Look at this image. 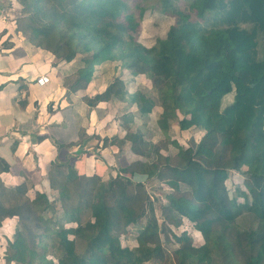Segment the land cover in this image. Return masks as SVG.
Masks as SVG:
<instances>
[{
    "label": "trees",
    "instance_id": "obj_1",
    "mask_svg": "<svg viewBox=\"0 0 264 264\" xmlns=\"http://www.w3.org/2000/svg\"><path fill=\"white\" fill-rule=\"evenodd\" d=\"M158 1L164 12L170 10L171 0ZM21 5L17 29L29 44L58 62L80 56L79 67L63 77L68 92L85 90L97 67L118 61L131 76L147 77L153 91L128 93L117 78L85 98L88 106L115 98L135 105L142 119L159 106L155 124L167 140L173 123L204 135L187 148L173 142L177 153L170 156L163 152L169 143L152 142L145 123L133 129L127 117L123 140L143 160L119 168L115 178L85 176L69 161L56 160L48 173L52 202L43 193L24 197V184L8 190L11 202L0 220L17 216L18 230L6 246L5 263L144 264L165 250V264H264V0H193L204 25L171 26L150 48L135 41L143 12L137 20L126 0H21ZM222 150L231 166L207 163L220 161ZM7 169L0 159V172ZM235 171L245 191L237 185L231 195L226 184L235 180L230 174ZM133 173L147 182L126 176ZM153 183L171 190L160 197L161 222L146 191ZM51 208L61 214L53 222L46 219ZM182 218L199 234L198 245L189 231L173 230ZM244 218L255 226L240 227ZM62 220L73 226L63 227ZM127 231L135 232L131 248L121 243Z\"/></svg>",
    "mask_w": 264,
    "mask_h": 264
},
{
    "label": "crops",
    "instance_id": "obj_2",
    "mask_svg": "<svg viewBox=\"0 0 264 264\" xmlns=\"http://www.w3.org/2000/svg\"><path fill=\"white\" fill-rule=\"evenodd\" d=\"M22 9L21 0H0V159L8 165L0 172V212L10 205L12 195L8 190L22 184L27 189L24 197L32 200L43 193L52 202L56 195L49 186L48 173L56 160L69 161L80 174H98L103 180L115 178L119 168L143 160L124 142L123 128L110 133L117 111L108 114L105 106L115 99L93 107L85 101L95 96L94 91L106 88L104 80L97 81L95 74L85 90L68 92L57 74L65 63L55 62L51 53L29 44L18 31ZM113 64L104 63L97 70L112 69ZM113 70L117 76L126 72ZM41 75L49 76L47 85L35 84ZM131 179L147 182L139 173H133ZM17 230V216L0 220V264H6L5 249Z\"/></svg>",
    "mask_w": 264,
    "mask_h": 264
},
{
    "label": "rangeland",
    "instance_id": "obj_3",
    "mask_svg": "<svg viewBox=\"0 0 264 264\" xmlns=\"http://www.w3.org/2000/svg\"><path fill=\"white\" fill-rule=\"evenodd\" d=\"M126 1L128 3L130 10L133 11L137 20H138L139 12L140 11L143 12V16L141 20H139V26L137 28V31L134 34V39L135 41H137L138 43H140L141 45L147 48L152 47L157 39L164 38L171 26L178 25L179 23L184 22V21L197 22V23H200L201 25H204L205 23L203 20H200L196 16L195 10L192 9L191 3L193 0H171L170 1L171 4L169 6L170 10L168 9L165 12L162 10L161 8L162 5L158 0H126ZM173 8L175 11L174 13L171 12ZM53 59L55 58L53 57ZM79 59H80V56L77 55V57L72 62L68 64L67 63L62 64L63 68L61 72L58 70L59 73H57L58 77L61 78V83H63V77H66V75H70L79 67ZM54 61L58 62L56 59ZM111 67L112 69L111 68H105V69L101 68L99 70H97L98 68L97 67L94 73V75L96 74V80L97 81L104 80L106 85H108L112 81H114V79H117V78L122 79L125 83V88L128 93H132L134 89H137L136 91H138V89H143L146 92H149L151 90V82L147 77L145 76H137L136 78L132 77L130 72L124 69L121 66L120 62L118 61H115V65L113 64ZM114 67L125 70L126 71L125 74L117 76L115 71L113 70ZM104 90H96L94 91L95 93L94 95L102 93ZM152 91L153 90H151V92ZM231 98H232V95L227 96L224 103H226L227 101H230ZM105 107H108V108H105V111L108 114H110V111L113 112L114 109L117 111L116 116L113 115V118H112L113 126H112V129L110 130V133L112 132L113 129H118L119 131L120 128H122L123 122L127 120L125 118L132 117L133 122L131 125H133V129L145 123L144 125L146 127H144V131L147 132L146 136L147 137L149 136V139H151V141L156 143L159 140H163L165 144L169 143L167 147L168 148L167 152L166 151H163V152L164 154L168 153L170 156L177 153V148L175 147L174 144H172L173 142L177 143L179 147L181 148H187V147L194 146L195 144H197L199 139H201V137L204 135V131L200 129H195V128H192L189 131H181L179 130L178 126L174 125L173 123L172 126L177 127L176 131L170 130V132L167 134L168 135L167 137L169 140H167L165 138V135H163V133L160 132L156 128V124H155V121L157 120L159 113H161V108L159 106H155L152 109V112L145 119L140 118L139 114L137 113V109L135 105L133 104L130 105V104L120 102L118 101V99H115L111 103L110 106H105ZM178 118L181 119L182 116L178 114ZM207 159H204V160H207ZM219 159L220 161L212 162L210 158L207 160L208 161L207 163H211V164L213 163L211 166L224 165L225 167L231 166L232 164L231 157L225 150H222V152L219 154ZM230 174L235 176V180H229L226 184L227 189L230 192V194L233 195L234 188L237 185L238 186L240 185L239 189L241 191H245L238 177L239 176L238 172L235 171V172H231ZM106 177L108 176L106 175ZM130 178H131V175H130ZM146 191L149 194L150 201L155 202L154 204L155 215H156V218L160 220L159 222H161V210L158 205L162 204L161 198L164 199V194L170 193L171 190L164 184L153 183L151 185L149 184L148 186H146ZM158 200L160 201V203ZM240 200H241V197H239L238 201ZM53 211H54L53 208H51V210L48 211V214H46V219L49 222L50 221L53 222L55 217H58V218L61 217V214L57 215L60 211H58L56 214H54ZM181 221H182V224L180 225V227L178 229L173 227V230L177 234H181L184 231H187V232L189 231L188 233L192 234L194 237L195 245H198L201 242V238L199 234L196 233L192 229L190 222L188 220L182 218ZM60 224L65 228L73 226V224L68 223L65 220H62ZM237 224L240 227L245 226V227L252 228L255 226L256 223L251 222V220H249L248 218H244V219L239 220ZM134 235H135V232L132 231L129 233L127 231L123 235V238H121V243L124 246L130 247V248L135 246L136 243L134 241ZM161 257L158 259L152 260L150 262L144 263V264H165L168 260L169 252L163 250V254ZM51 259H53V263H56V258L54 256ZM35 263L37 264V262Z\"/></svg>",
    "mask_w": 264,
    "mask_h": 264
},
{
    "label": "built area",
    "instance_id": "obj_4",
    "mask_svg": "<svg viewBox=\"0 0 264 264\" xmlns=\"http://www.w3.org/2000/svg\"><path fill=\"white\" fill-rule=\"evenodd\" d=\"M50 81V78L48 75H41L40 77H37L35 79V84L38 86H44L47 85Z\"/></svg>",
    "mask_w": 264,
    "mask_h": 264
}]
</instances>
